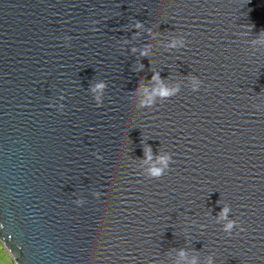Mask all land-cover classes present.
I'll return each instance as SVG.
<instances>
[{
    "label": "water",
    "instance_id": "water-1",
    "mask_svg": "<svg viewBox=\"0 0 264 264\" xmlns=\"http://www.w3.org/2000/svg\"><path fill=\"white\" fill-rule=\"evenodd\" d=\"M0 239L264 264V0H0Z\"/></svg>",
    "mask_w": 264,
    "mask_h": 264
},
{
    "label": "clouds",
    "instance_id": "clouds-1",
    "mask_svg": "<svg viewBox=\"0 0 264 264\" xmlns=\"http://www.w3.org/2000/svg\"><path fill=\"white\" fill-rule=\"evenodd\" d=\"M99 87H103V85H100ZM157 175L159 173H156ZM229 228L232 227L231 224L228 225ZM6 249L7 253L10 254L11 261L13 264H19L18 260L14 258L13 252L9 250V248L6 246V242L3 239H0V253H2ZM0 264H5V260L3 259L2 256H0Z\"/></svg>",
    "mask_w": 264,
    "mask_h": 264
},
{
    "label": "rangeland",
    "instance_id": "rangeland-1",
    "mask_svg": "<svg viewBox=\"0 0 264 264\" xmlns=\"http://www.w3.org/2000/svg\"><path fill=\"white\" fill-rule=\"evenodd\" d=\"M0 256H2L5 260V264H13L10 254L7 253L6 249L2 253H0Z\"/></svg>",
    "mask_w": 264,
    "mask_h": 264
}]
</instances>
